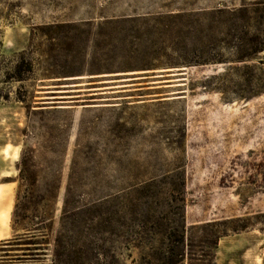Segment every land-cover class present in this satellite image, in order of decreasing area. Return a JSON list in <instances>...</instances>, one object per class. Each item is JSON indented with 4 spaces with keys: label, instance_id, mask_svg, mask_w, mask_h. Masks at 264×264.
<instances>
[{
    "label": "rangeland",
    "instance_id": "rangeland-1",
    "mask_svg": "<svg viewBox=\"0 0 264 264\" xmlns=\"http://www.w3.org/2000/svg\"><path fill=\"white\" fill-rule=\"evenodd\" d=\"M263 45L264 0H0V264H133L124 191L145 252L184 208L186 264H264Z\"/></svg>",
    "mask_w": 264,
    "mask_h": 264
},
{
    "label": "trees",
    "instance_id": "trees-1",
    "mask_svg": "<svg viewBox=\"0 0 264 264\" xmlns=\"http://www.w3.org/2000/svg\"><path fill=\"white\" fill-rule=\"evenodd\" d=\"M246 12V11H245ZM251 54H247L244 58H241L239 62H246L252 59L253 56L264 51V45L260 48L258 46L251 47L249 49ZM247 77L245 80L251 83L252 70L247 67ZM243 72V71H242ZM223 76H228L227 74ZM226 77L212 78V80H224ZM264 89V81L261 82ZM123 195L115 198V206L113 209V214L111 220L106 214H101V222L103 224V235L108 233L107 227L112 225L113 234L116 237V242L119 245V250H124L130 252L129 257H132L131 252L134 250L138 252V259L133 260V264H186L189 259V254L187 251L186 244V225L185 216L183 209L179 213V220L175 222L176 227L172 228V224H164V247L162 249V240L159 241V246L154 249L152 254L145 252L148 249V242L146 240V235L148 232V223L145 213L140 210L142 204L134 203V200L130 198L126 191L122 193ZM71 202L68 198L64 201V207L61 216V227L65 229L68 224V219L70 215L74 218L81 216V208H74L72 211L69 210ZM104 206V205H103ZM264 217V216H262ZM109 219V220H108ZM74 219V222L78 223L79 220ZM109 226V227H110ZM158 231L162 236V222L158 223ZM39 227V226H38ZM214 227V226H210ZM246 229V228H245ZM241 230H233L234 234H239ZM264 233V228L261 230ZM43 230L38 228L34 230V234H42ZM111 233V234H112ZM229 234L219 233L215 236L214 240L211 241L213 245L218 247L219 242L228 238ZM100 241L105 242V239H100ZM217 242V243H216ZM206 257V256H204ZM207 264H211L207 261ZM214 262V261H213ZM81 264V263H80ZM118 264H122L118 262Z\"/></svg>",
    "mask_w": 264,
    "mask_h": 264
},
{
    "label": "bare ground",
    "instance_id": "bare-ground-1",
    "mask_svg": "<svg viewBox=\"0 0 264 264\" xmlns=\"http://www.w3.org/2000/svg\"><path fill=\"white\" fill-rule=\"evenodd\" d=\"M51 104H56V103H51ZM13 147V146H12ZM18 149V148H17ZM3 156L5 159H9L10 157L12 158L11 156V147L10 146H7L3 149V152H2ZM261 236V235H260Z\"/></svg>",
    "mask_w": 264,
    "mask_h": 264
},
{
    "label": "crops",
    "instance_id": "crops-1",
    "mask_svg": "<svg viewBox=\"0 0 264 264\" xmlns=\"http://www.w3.org/2000/svg\"><path fill=\"white\" fill-rule=\"evenodd\" d=\"M1 177H2V178H9V177H10V174H9V172H6V173L2 174ZM225 239H226V238H225ZM221 241H222V240H221ZM221 241H220V242H221Z\"/></svg>",
    "mask_w": 264,
    "mask_h": 264
},
{
    "label": "water",
    "instance_id": "water-1",
    "mask_svg": "<svg viewBox=\"0 0 264 264\" xmlns=\"http://www.w3.org/2000/svg\"><path fill=\"white\" fill-rule=\"evenodd\" d=\"M58 103H64V102H58Z\"/></svg>",
    "mask_w": 264,
    "mask_h": 264
}]
</instances>
